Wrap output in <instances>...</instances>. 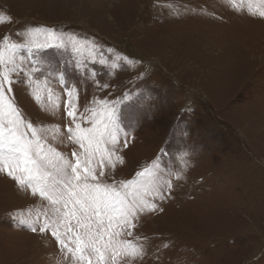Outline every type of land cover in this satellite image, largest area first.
<instances>
[{
    "label": "rangeland",
    "instance_id": "rangeland-1",
    "mask_svg": "<svg viewBox=\"0 0 264 264\" xmlns=\"http://www.w3.org/2000/svg\"><path fill=\"white\" fill-rule=\"evenodd\" d=\"M248 8V0H0L9 18L0 45L8 37L19 46L0 65L12 81L6 100L46 149L73 162L83 150L68 111L91 127L114 109L122 131L105 147L124 163L105 161L100 179L118 189L143 180V199L157 206L117 237L143 255L109 264H264V17ZM48 43L56 46H37ZM145 169L150 176H137ZM52 209L0 172V264H83L40 231Z\"/></svg>",
    "mask_w": 264,
    "mask_h": 264
},
{
    "label": "snow or ice",
    "instance_id": "snow-or-ice-1",
    "mask_svg": "<svg viewBox=\"0 0 264 264\" xmlns=\"http://www.w3.org/2000/svg\"><path fill=\"white\" fill-rule=\"evenodd\" d=\"M231 2L236 6V0ZM258 2L264 6V0ZM248 5L249 11L264 17V7L254 11L252 0H248ZM8 19L0 16V23ZM39 31L31 29L27 34L34 35ZM47 35L63 46V40L54 30H47ZM8 41L9 38L5 37L3 45H0V65L11 63L19 47ZM8 71L5 68L0 74V172H6L21 188H31L33 195L39 193L53 206V218L50 220L46 216L40 231L50 230L61 251H66L83 264H93V257L96 264H109L110 260L115 261L120 256H142L143 253L135 245L117 237L121 235L122 226L135 227L132 221L137 218V213L156 210L154 203L143 199L141 188L146 192L148 186L143 180L129 181L121 182L118 189L115 185L103 183L100 177L105 175L104 172H97V167L105 161L113 169L116 163H124L122 156L105 147L108 143H118L122 131L115 110H109L102 118L91 121V127H81V123L75 122L74 107L68 111V116L75 123V129L69 127L68 133L83 150L79 155L73 152V162L55 149H46L36 128L23 120L11 100H6L5 82L8 92L12 84ZM73 94L74 90L68 93L70 97ZM124 146H128L127 139ZM150 175V169L137 173L139 177ZM36 230L32 228L33 232Z\"/></svg>",
    "mask_w": 264,
    "mask_h": 264
}]
</instances>
